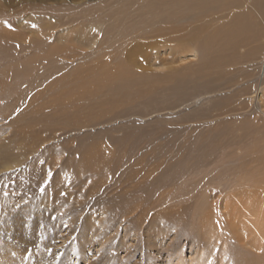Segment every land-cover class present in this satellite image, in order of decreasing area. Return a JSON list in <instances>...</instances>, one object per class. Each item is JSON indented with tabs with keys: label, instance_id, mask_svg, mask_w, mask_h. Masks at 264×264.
<instances>
[{
	"label": "rangeland",
	"instance_id": "rangeland-1",
	"mask_svg": "<svg viewBox=\"0 0 264 264\" xmlns=\"http://www.w3.org/2000/svg\"><path fill=\"white\" fill-rule=\"evenodd\" d=\"M36 1L0 0V264H252L261 257L264 249L246 239L261 227L243 232L242 219H250L240 218L237 201L243 177L258 169L248 161L264 154V41L225 52L236 66L208 77L198 70L223 53L196 45L172 66L160 63L168 51L147 55L142 73L131 62L144 42L129 38L132 28L142 33L150 21L158 23L152 30H181L162 40H185L217 26L196 19L189 4L176 15L164 9L124 22L129 9L118 0ZM96 23L92 49L78 47V30ZM54 46L63 52L43 58ZM116 65L130 72L129 82L95 90L89 77ZM19 66L23 74L5 81L2 72Z\"/></svg>",
	"mask_w": 264,
	"mask_h": 264
},
{
	"label": "bare ground",
	"instance_id": "bare-ground-1",
	"mask_svg": "<svg viewBox=\"0 0 264 264\" xmlns=\"http://www.w3.org/2000/svg\"><path fill=\"white\" fill-rule=\"evenodd\" d=\"M132 1L133 0H129V1L128 0H126V1L125 0H118L119 4H121V2H122L123 6L124 7L128 6V9H129L128 15H125L126 17L124 16V19L122 20L124 22H127V20L130 19V17H132V16L135 17V19L141 18V21H142V19L146 20L147 18H149V15H151V17H153L152 14L160 13L164 9H168V10L173 9V11H174L173 13H174V15H176L179 12V10H181V4H189L191 7H193V10L198 12V14L195 16L196 19H198V20L200 19V21H201L204 18H209L208 23L213 22L212 24L217 26V28L214 29V31L209 36H203L205 32L204 33H202V32L205 31L206 29H205V27L200 25L201 27L196 28L197 29L196 32L194 34L190 33L191 36L188 37L187 39L185 38V40H171V39L167 40V38L165 40H162V39H164L163 37L167 36L166 34H168V33H174L177 31L181 32V30H178V28H175V30H174L173 27L163 28V29H159V27H158V28L152 30V28L158 23L153 24L150 21H149V23L146 21L147 23L146 22L145 23H146L147 27L143 30V32L142 33L141 32L136 33L139 30L135 32L134 31L135 29H133L131 26L132 32L130 33V35L126 32L129 35V38L134 39L137 37L139 39H142L141 41L144 42V43H140V44L138 43L137 44L136 47L138 49H136V51L131 50V51H133L132 54H134V56L137 57L136 61H133V59L131 60V61H133V62H131L134 66L133 68H136L137 70H142L141 71L142 73L147 71L146 70V68L148 67V62L146 60V59H148L147 55H149V57H150L151 56L150 54H155V56L157 57L159 52L164 53V52L168 51V53L166 55L167 57L164 58V60H161L160 63H162V65L172 66L173 64H176V62H177V61H175V59H177L175 57H178V59L180 60L181 57H179V56L183 55L182 53L192 51L190 48L192 46L196 45L197 48L201 47L204 50H207L208 52L211 51L212 49L216 48L214 51H217V54H220L219 53L220 49L223 53V54H220L217 57H215L212 60V63L205 64L204 66L201 67L200 70H198V72H197L198 76L201 75L202 77L203 76L208 77L210 75V73H214V70L216 73L218 71L221 72L222 70H224V67L236 66L235 61H232L225 56V54H226L225 52L235 53L238 50L244 49L248 46H252V45L259 43V42L261 43L260 40L264 41V0H138L135 2L137 5L136 7L138 8L136 10H133V8H131V4H133ZM16 5H19V4H16ZM202 8L205 10H206V8H209L210 12L206 14V12H202L201 10L199 11V9H202ZM118 12H121V10H119ZM163 14H164V12H163ZM170 14L173 15L172 13H170ZM190 18H192V17H190ZM119 19L121 20V17ZM222 19H228V20H225L223 22L218 23V21L222 20ZM120 20H118V22ZM149 20H151V19H149ZM55 21H56V19H55ZM58 21H59V19H58ZM165 21H166V19H165ZM118 22H116V23L118 24ZM155 22H156V20H155ZM165 23H167V22H165ZM65 24H67V23H65ZM117 24H115V25H117ZM132 24H134V23H132ZM52 25H55V23ZM69 25H68V28L64 27V29L61 31L60 38H59L60 43H62L66 39L65 36L67 37L68 32H70V30L72 29V28H69ZM59 26H60V24H59ZM98 26H99L98 24L97 25L92 24V25H90V27L87 26L85 28L83 27L80 30H78L77 36L75 35L76 37L75 38L73 37L76 41L77 46L79 45L80 47L84 46L86 48L92 49V46H93V44H95V41H96L97 31L99 30ZM216 26H214V28ZM54 27H56V25ZM120 27H122V26L120 25ZM144 27H145V25H144ZM44 28H45V26H44ZM44 28H42V29H44ZM117 28H119V27H117ZM190 29H191V27H190ZM185 30H187V29H185ZM42 32H44V31L42 30ZM44 34H45V32H44ZM122 34H120V36ZM127 34H126V37H127ZM11 35L15 36L13 34H11ZM132 35H134V36H132ZM98 37H100V36H98ZM126 37H125V33H124L123 37H121V38L123 39ZM54 39H55V37H54ZM116 39H118V37ZM123 40L125 41V39H123ZM161 41L165 44L163 45L161 43ZM47 45H45V46H47ZM60 45L63 46V43ZM124 45H125L124 48H126V45H128V44L124 43ZM74 48H77V47H74ZM259 48L264 50V45H261ZM58 49H59L58 47H56V49H55V46H54V48L51 47L49 52L46 51L47 53L45 56H43V58L49 57L51 55V53L52 54L54 53L55 50H57V52H60L61 49L60 50H58ZM188 49H190V50H188ZM123 51L126 52L125 50H123ZM37 55H39L41 57V54H37ZM133 58H135V57H133ZM263 59H264V56H263ZM157 60H159V59H157ZM168 61H169V63H168ZM245 62L243 64H245ZM213 64H214V67H213ZM116 66H114L115 68H117L116 70L114 69L115 70L114 72H112L110 74L105 73L102 76L98 75V76H100L99 77L100 79H98V80H97V78H95L96 76L95 77L90 76L88 79L89 83H91L92 86H94L95 90H98V88H103L100 85V83L105 87L104 84H110V82H114L116 80L119 83L125 85V83L129 82V80H130L129 79L130 72H128L125 68H123L124 67L123 65H121L122 67H120V66L116 67ZM129 66H127V67H129ZM210 67L212 68V70L210 69ZM169 69L171 70L172 68L169 67ZM20 71L23 74L22 67L19 66L16 69V71H14V72L12 70L11 71L10 70L3 71L2 75H3V77H5L4 80L6 81L11 76H13L16 72H20ZM147 72H149V71H147ZM80 85L83 86L82 83ZM81 86H79V87L81 88ZM71 90L67 94V99L71 98V95H70L71 93L73 94V92H71ZM72 96H74V95H72ZM85 96H86V94H85ZM57 98L61 99L62 96H58ZM81 99H82V97H81ZM113 100L119 102V100H115L114 98H113ZM114 103H117V102H114ZM248 162H249V164L255 163L258 165L257 167H255V165H253L252 166L253 170L255 168L256 169L258 168V169L256 171H250V172L248 171L246 173V175L248 174L249 179H248V177H247V179H246V177H243L244 181L242 182V184H240L242 187V190H241L242 193H240L241 196H239V200L237 202L242 204L241 209L242 208L243 209H242V213H240L239 216L241 215L240 218H243V216H245L246 218L250 219V220L242 219L243 224H244L243 228H242L243 232H246V230L250 231L251 226L261 227V228H258V231H256V230L252 231L251 230L250 231L251 234L248 237L246 235V239L251 236L253 238V240H255L254 242H255L256 246H252V248L257 249V250H261V249H264V230L261 231L262 227L264 228V154L262 153V155H257L253 161L250 160ZM91 163H93V162H91ZM94 163H95V161H94ZM245 169L247 171L248 168L245 167ZM233 198H237V197H233ZM229 203L230 202H225L226 207H228V206H230V204H232V202L230 204ZM242 214H244V215H242ZM251 241H252V239H251ZM252 264H264V252L262 253V256L259 258H256Z\"/></svg>",
	"mask_w": 264,
	"mask_h": 264
}]
</instances>
